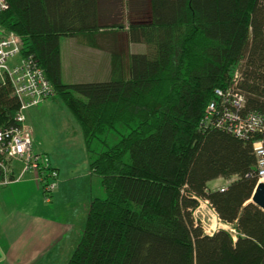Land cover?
<instances>
[{
    "label": "trees",
    "instance_id": "1",
    "mask_svg": "<svg viewBox=\"0 0 264 264\" xmlns=\"http://www.w3.org/2000/svg\"><path fill=\"white\" fill-rule=\"evenodd\" d=\"M6 2L0 28L22 39L18 57L42 69L53 91L46 100L58 98L74 115L86 152L94 142L106 146L108 134L119 137L89 164L104 196L90 201L65 264H264V211L248 202L258 180L252 143L263 139L264 147V137L199 128L215 90L228 88L243 96L240 116L264 119V0H148L147 20L126 31L147 52L128 55L112 45L123 26L99 24L97 0ZM97 35L113 38L110 78L64 84L60 37L95 43ZM19 107L0 75V129L17 126ZM32 149L39 153L33 139ZM215 179L227 181L223 191L208 187ZM198 199L235 238L203 233L192 216Z\"/></svg>",
    "mask_w": 264,
    "mask_h": 264
},
{
    "label": "crops",
    "instance_id": "2",
    "mask_svg": "<svg viewBox=\"0 0 264 264\" xmlns=\"http://www.w3.org/2000/svg\"><path fill=\"white\" fill-rule=\"evenodd\" d=\"M103 3L104 0H97L98 9H101ZM112 45L122 52L120 46ZM109 48L112 47L83 42L79 48L72 49L70 57L76 72L69 84L108 80ZM59 49L61 61L60 41ZM123 64L126 65L127 60ZM62 73L61 65V78ZM54 100L49 99L40 104ZM24 119V126L30 129L34 141H37L32 127L25 124V114ZM33 148L47 155L51 165L58 171L57 189L50 201L46 202L30 171L25 172L22 179L0 187V264H58L68 261L80 240L90 201L104 194L99 176L90 169L84 174L70 176L63 171L62 163L51 160L43 142L38 141L36 145L33 144ZM90 162L86 161V166ZM12 168L13 176L21 171L18 164H13ZM219 181L213 187L227 183Z\"/></svg>",
    "mask_w": 264,
    "mask_h": 264
},
{
    "label": "built area",
    "instance_id": "3",
    "mask_svg": "<svg viewBox=\"0 0 264 264\" xmlns=\"http://www.w3.org/2000/svg\"><path fill=\"white\" fill-rule=\"evenodd\" d=\"M8 9L6 0H0V13ZM23 46L22 39L13 32H5L0 28V75H5L11 83L14 96L20 107L15 114L17 126L0 129V186L20 180L25 172L31 170L34 181L42 188L43 198L49 202L58 185V171L51 165L47 155L35 153L32 149V133L24 126V111L35 107L53 96V91L32 56H19ZM234 78L237 80L238 75ZM217 101L207 105L200 121V129H222L240 139H250L255 134L264 137V119L262 116L248 112L240 116L244 107V99L236 89L215 90ZM256 158L255 177L264 182V147L263 139L252 143ZM7 160L19 162L22 169L13 176L6 164ZM226 186L218 188L223 191ZM199 200V199H198ZM202 200V199H200ZM211 211L214 209L207 200ZM216 214V213H215Z\"/></svg>",
    "mask_w": 264,
    "mask_h": 264
},
{
    "label": "rangeland",
    "instance_id": "4",
    "mask_svg": "<svg viewBox=\"0 0 264 264\" xmlns=\"http://www.w3.org/2000/svg\"><path fill=\"white\" fill-rule=\"evenodd\" d=\"M99 13L101 15L99 16V24L108 26L103 27L104 30L110 29L109 27L114 26L113 24L123 26L117 32V40L115 41L116 45L119 43L124 55L144 54L147 52L144 44H129L126 31L130 23L147 20L148 0H104L101 9L99 8ZM84 40L85 38L81 36L73 39L64 36L60 37L61 65L63 67L62 82L64 84L72 82V76L76 72L71 62V51L74 48H79ZM93 40L104 47V45H109L113 38L109 35H97L93 36ZM80 78L83 77L80 76ZM24 114L26 117L25 124L31 126L35 136H37V141H34L32 135L33 144L36 145L38 141L43 142L51 160L62 163L64 166L63 171L70 176L86 173L89 166H86L85 162L88 160L92 161L98 152L105 149L107 145H114L119 138L114 133L108 134L105 138L106 146L99 142H94L92 153L87 154L80 123L58 98L54 102L47 101L44 104L26 110ZM219 180L224 181L215 179L208 183V187L213 189L225 186L213 187L214 184L220 183ZM192 216L194 221L201 226L204 234L211 236L216 231L223 229L235 238V231H233L231 226L222 224L217 215L211 211L209 205L204 203L203 199L198 200V205L192 211ZM66 262L64 260L58 264H65Z\"/></svg>",
    "mask_w": 264,
    "mask_h": 264
},
{
    "label": "water",
    "instance_id": "5",
    "mask_svg": "<svg viewBox=\"0 0 264 264\" xmlns=\"http://www.w3.org/2000/svg\"><path fill=\"white\" fill-rule=\"evenodd\" d=\"M248 202L253 203L264 211V182H258L253 190L252 196Z\"/></svg>",
    "mask_w": 264,
    "mask_h": 264
}]
</instances>
